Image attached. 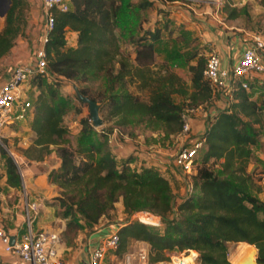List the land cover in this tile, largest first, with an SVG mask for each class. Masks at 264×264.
Masks as SVG:
<instances>
[{
  "label": "trees",
  "instance_id": "1",
  "mask_svg": "<svg viewBox=\"0 0 264 264\" xmlns=\"http://www.w3.org/2000/svg\"><path fill=\"white\" fill-rule=\"evenodd\" d=\"M9 1L0 31V59L11 50L22 30L18 10L23 0ZM69 1L67 11L52 9L53 27L44 43L49 74L30 79L31 86L38 90L30 125L35 138L24 151L26 158L41 161L50 154V147L56 146L60 164L48 173V179L63 190L57 200L66 208L65 215L75 209L91 229L121 202L129 216L148 210L161 218L159 228L125 221L118 229V257L131 242L138 241L149 245L152 263L167 261L166 251L187 250L192 263L197 251V264H234L228 245L248 243L257 249L258 263L264 264V201L253 194L261 191L260 177L247 171L253 149L261 144L264 100L258 101L249 90L236 87L233 101L208 122L190 189L181 198L157 168H135L129 158L117 159L109 143L113 130L95 128L89 115L80 119L75 144L65 143L63 116L74 106L71 97L47 84L50 76L84 84L101 80L108 95L97 97L89 87L79 88L82 95L99 104V112L106 109L110 117L119 118L122 126L144 121L164 140L180 133L185 109L206 107L213 95L203 77V58L188 66L189 87L173 72L151 70L156 42L161 37L159 29L134 40L133 56L122 53L116 30L128 29L131 14L121 1ZM151 4L148 0L138 8ZM68 30L76 33L73 47L66 39ZM133 78L141 88L149 89L147 101L128 91V79ZM254 86L252 81L249 88ZM175 94L185 100L176 102ZM0 153L5 157L6 183L21 189L19 166L2 147ZM78 223L69 221L64 231L78 227Z\"/></svg>",
  "mask_w": 264,
  "mask_h": 264
},
{
  "label": "rangeland",
  "instance_id": "2",
  "mask_svg": "<svg viewBox=\"0 0 264 264\" xmlns=\"http://www.w3.org/2000/svg\"><path fill=\"white\" fill-rule=\"evenodd\" d=\"M119 1L126 5V8L131 14V17L129 16L128 18V29L126 30L119 27L116 30L122 53L133 56L134 40L139 36L145 35L146 32H152L153 30L159 29L161 37L156 42L155 57L150 68L154 73L161 74L164 70L175 73L181 78L187 87L190 85L191 77L188 66L195 63L198 58H203L206 61L209 54L213 52L210 43L203 41L200 36L202 31L210 33L211 30L209 27L211 26L217 29L219 28L229 34L233 33L239 35L245 38L246 41L254 34H258L264 38V0H224L222 5L219 7L207 5L202 2H196L194 0H150L152 1V4L146 8H138V6L148 0ZM18 11L22 20V30L20 35H18L15 39L14 48L16 50V55H11L9 52L5 57L0 59V85L5 81L6 76L11 72L14 65V57L21 56L22 58L31 57L34 59L37 49L42 45V34L44 33V10L41 1L23 0V3ZM206 11L208 13H206ZM210 12L214 15L216 14L215 17L217 21L209 17ZM202 18H205V21L211 20L209 22L211 25L207 22L206 24L202 23ZM0 20L4 25V17ZM66 37L68 42L72 40V34L70 32L66 33ZM131 62L133 61L131 60ZM257 78L259 77L257 76L252 81L254 82ZM128 80L129 81L126 85L128 91L137 95L140 99L147 101L149 97V89L141 88L139 86V81L134 78ZM258 80L262 81V83H254V85L255 87H258L256 90V92H258L256 99L259 101L264 100V77ZM48 83L51 84V86L55 85L61 94L67 95L72 99L74 107L68 110L63 116V125L67 129L64 142H69L74 145L77 132L80 128V119L82 117H87L89 113L87 105L77 99L73 84H76L78 88L82 86L89 87V92L91 94L93 93V95L97 97L98 94L101 95L102 93L103 95H108V93L104 92V84H102V81L99 79L84 84L50 76L49 80H47V84ZM31 84L32 83H30V81L26 82V87L29 88L28 95L33 102L38 90L31 86ZM46 87L47 85H44V88ZM247 90H250V88ZM173 99L179 103H182L185 100L184 97L176 94L173 95ZM99 115L103 120V125L98 127L100 129L104 128L108 131L116 129L117 132H120L119 130H121L123 134H126L132 139L140 136L142 139H146L147 142L151 139L149 135V137L147 136V134H150L151 129L144 121L122 126L119 124V118L110 117L106 109H102L99 112ZM262 119L263 126L259 136L260 142H264V107ZM30 125L31 120L26 119L25 121H20L7 126L0 133V148L2 147L7 152L8 156H10V154L12 155L14 160H16L19 169L22 173H24V188L21 187L19 190L16 188H7L3 181L5 171V162L3 158L5 157L0 153V219L2 221V225H4L5 216L7 214H12V210H18L22 213L21 204L24 191L30 198L31 187L27 182V176L25 175L27 168H32V166H34L35 168H40V170L46 172L48 168L41 165L42 162L45 161L47 164L51 165L53 161H55L53 155L55 154L58 157L56 146L50 147V154L52 151L55 152L52 154L53 157H50V154H48L44 156L41 161L25 157L24 151L32 145L35 138L33 131L30 129ZM128 132H133V134L130 135ZM162 137L163 135L161 134L159 136V141L163 140L165 142ZM182 138L186 139V137ZM169 145H171V143ZM262 147H264V144L259 145L258 148H254L255 152ZM201 153L202 152L198 154L197 160L201 158ZM252 159L247 166V171L249 173L253 172V174L257 177L259 174L257 170L260 166H262V169L264 168V159H260L257 155L253 156ZM36 162L41 163L36 164ZM179 174L180 176L176 173L175 175L172 174V186L178 195H185L190 189L191 178L183 176L181 173ZM33 177L39 179L38 174ZM47 180L50 184H52L48 179V174ZM53 185L55 186L58 195H48L46 197V200L48 201H43L45 205L48 206L50 211L54 210L55 219L52 221L53 229H59L63 226V224L64 227H66V224L69 221L74 222L75 220L79 222L78 227H75L74 225L62 233L63 243L71 248V250H65L63 252V257L65 260H69L68 256L71 257L72 252H74L77 247V238L80 234L84 235L87 233L85 230L86 224L83 217L77 213L75 209H73L71 215H65L66 208L61 207L59 205V201L57 200V197L60 196L63 190L56 184ZM39 199L42 200L43 198L41 197ZM119 208V205L115 204V210L110 213L109 217L103 219L108 221V223L118 222L122 224L129 220V215L124 213L123 210L121 211ZM118 211L120 213H118ZM42 214V210H40L37 220ZM36 222L34 223L35 228ZM239 244L240 243H230L228 245L229 254L232 256L230 259L233 258V255L238 253L240 247ZM144 246L145 245L143 243L138 241L131 242L127 251L143 249ZM195 252L198 257L199 253L197 251ZM173 255L182 256L186 264H197V257L195 258V263H192L189 260L190 255L187 250H176V252L166 251V256H168L167 262L170 261V257ZM106 261L107 264H117V261L113 258L107 259Z\"/></svg>",
  "mask_w": 264,
  "mask_h": 264
},
{
  "label": "built area",
  "instance_id": "3",
  "mask_svg": "<svg viewBox=\"0 0 264 264\" xmlns=\"http://www.w3.org/2000/svg\"><path fill=\"white\" fill-rule=\"evenodd\" d=\"M44 10V33L42 45L37 49L33 65H16L12 68L9 78L0 85V133L9 125L25 121L33 114V102L26 87V82L36 75H48L44 43L47 33L53 27L52 9L67 11L71 4L69 0H40ZM207 5L219 7L224 0H194ZM264 38L258 34L250 36L239 60L230 68H222L218 55L213 51L205 61L203 77L212 88L213 94H220L225 98L227 107L233 101L236 87L248 89L250 83L264 72ZM198 107L187 108L182 112V129L179 134L186 137V142L179 146L172 155L175 167L183 176L191 175L195 170L198 154L204 146L202 135L190 136V116L195 114ZM119 135V132H115ZM112 138H109L111 143ZM21 187L24 188V175L19 170ZM22 216L24 219L23 232L10 244L11 236L5 231L0 219V243L6 253L15 254L21 264H64L60 255L63 242L62 232L56 229L35 228L41 204L37 199H30L26 192L22 198ZM129 221H137L149 227L159 228L161 218L148 210H139L129 216ZM122 224L104 237L92 248L88 260L84 264H107L106 260L113 258L117 264H186L179 255L170 257V261L152 263L149 261L148 251L137 249L126 251L118 257L120 238L118 229ZM195 263V259L193 261ZM0 264H10L1 262Z\"/></svg>",
  "mask_w": 264,
  "mask_h": 264
},
{
  "label": "crops",
  "instance_id": "4",
  "mask_svg": "<svg viewBox=\"0 0 264 264\" xmlns=\"http://www.w3.org/2000/svg\"><path fill=\"white\" fill-rule=\"evenodd\" d=\"M206 13L208 12L206 11ZM215 16L216 14L214 15L210 12L209 17L217 21ZM1 18L2 17L0 16V19ZM204 19L202 18L201 21L202 23H205V24L206 22L209 23L211 21V20L205 21ZM3 26H4L3 22L0 20V31L2 30ZM209 28L211 30L210 33H208L207 31H202V33H200V36L202 37L203 41L210 43V45L212 46V51H214L218 55L219 60H220V66L222 68H230L231 66L236 64V62L239 60L244 47L247 45L246 39L239 35L233 34V33L232 34L226 33L219 28L217 29L211 26ZM67 32H70L72 34V37H71L72 40L68 42V45L73 47L76 44V33L69 31V30ZM42 37H43V34H42ZM9 52L11 55H14V54L16 55L15 53L16 50L14 46L11 48ZM13 61H14L13 67L16 65H21V64H26V65L34 64V59H32L31 57L22 58L21 56H17L13 58ZM9 74L6 76L5 81L9 78ZM261 76L264 77V72L258 75L259 78H257L253 83L255 84L262 83V81L258 80L262 78ZM257 89L258 87L254 86V88H251L249 90L252 98H257L256 96L258 94V92H256ZM258 91H261V90H258ZM225 106H226L225 98L221 96L220 94H217V93L213 94L210 104H208L206 107H198L197 112L190 116L189 135L190 136L202 135L205 129L207 128L209 120L219 110L225 108ZM32 115H30L27 119L31 120ZM116 131L117 130L114 129L111 135L109 136V138H112V141L110 143L112 154L117 159L129 158L130 160L129 164L131 167L139 168L141 166H153L157 168L168 180H170V182L172 181L171 180V178L173 177L172 174L175 175L176 173L180 176L179 170L173 164L172 155L174 154V152L179 146H181L182 144L186 142V139L182 138L185 136L181 134H177L171 137L170 139L165 140L164 142L163 140L159 141V136H160L159 132L150 131V134H147V136L149 135L151 139L147 142L146 139L144 140L140 136L132 139L131 137L127 136L126 134H122L121 132H119V135H115ZM170 143L171 145H169ZM260 143L264 144V142H260ZM255 148H258V147H255ZM54 153L55 152L52 151V153L50 154V157L54 156L55 158V161H53L51 165L47 164L45 161H43L41 164L45 168H48L46 172L43 170H40V168H35L34 166H32V168H27L26 173H25V175L27 176V182L29 183L31 187L30 198L37 199L38 201L40 200L39 198L41 197L43 198L42 200H40L42 202L39 201L40 204L42 203L41 210L43 214L37 220L35 224L36 228L53 229L52 221H54L53 219H55L54 210L50 211V209H48V206H46L43 201L45 202L48 201L46 200V197L48 195H51V194L52 196L58 195V192L55 186L53 184H50L47 180L48 172L51 171L52 169L58 168L60 164V159ZM52 154L54 155L52 156ZM253 155L254 156L257 155L260 159L263 160L264 159V147L259 148L257 152H255V150L253 149ZM40 163L41 162H36V164H40ZM263 169H262V166H260V168L257 170L259 173L257 177H260L258 184L261 187V191L259 193H255V192L253 193L257 198H259L262 201H264V170ZM36 173L38 174L39 179H37L36 177L35 178L33 177L34 175H37ZM3 181L7 188L9 189L13 188V187H10L6 183L5 171H4ZM0 191H1V186H0ZM183 195L184 194L178 195V197L181 198V196L183 197ZM117 204L120 207L119 209L122 211L123 206L121 202H118ZM118 213L120 212L118 211ZM23 221L24 219H23L22 213L19 212L18 210H12V214H7L5 216L4 229L11 237L15 239L24 230ZM120 224L122 223H118V222L108 223V221L101 218L98 224L94 225L91 229L88 230L87 228H85L87 233L84 235L80 234V236L77 238V247L75 248V251L72 252V255L69 254L71 255V257L67 255L69 260L64 259L63 252L65 250H71V248L62 242L61 247H60V255H61V258L64 264H84L88 260V257H89V254L92 248H94L104 237H106L112 231V229L115 228V226L120 225ZM64 229L65 227L63 224L62 227L56 230H59L63 233ZM141 243L145 245L143 248L149 251V245L144 242H141ZM170 252H176V250H173ZM0 261L5 262V263H10V264H21L20 259L15 254L6 253L3 250L1 243H0Z\"/></svg>",
  "mask_w": 264,
  "mask_h": 264
},
{
  "label": "water",
  "instance_id": "5",
  "mask_svg": "<svg viewBox=\"0 0 264 264\" xmlns=\"http://www.w3.org/2000/svg\"><path fill=\"white\" fill-rule=\"evenodd\" d=\"M9 6H10L9 0H0V16L1 17L5 16ZM73 88H74L77 99L83 104L87 105L88 113H89L90 121L92 125L95 128L102 126L103 121L99 115V104L89 99L88 97L82 95L79 88L76 86V84H73ZM10 157L13 158L11 154H10ZM14 161L17 164L16 160ZM13 243H14V238L11 237L10 244L12 245ZM246 244L248 245V248L244 250L242 253L238 254L239 255L238 264H260L257 261V253H258L257 249L248 243Z\"/></svg>",
  "mask_w": 264,
  "mask_h": 264
},
{
  "label": "bare ground",
  "instance_id": "6",
  "mask_svg": "<svg viewBox=\"0 0 264 264\" xmlns=\"http://www.w3.org/2000/svg\"><path fill=\"white\" fill-rule=\"evenodd\" d=\"M243 245L245 246V247H243ZM239 251H238V253L237 254H235V255H233V261H231L232 263H234V264H238V254H240V253H242L244 250H246L247 248H248V245L246 244V243H240L239 244ZM251 248V247H250ZM185 262V261H184Z\"/></svg>",
  "mask_w": 264,
  "mask_h": 264
}]
</instances>
